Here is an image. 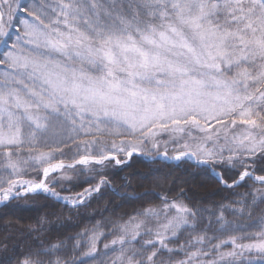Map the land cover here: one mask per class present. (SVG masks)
<instances>
[{
    "label": "snow or ice",
    "instance_id": "1",
    "mask_svg": "<svg viewBox=\"0 0 264 264\" xmlns=\"http://www.w3.org/2000/svg\"><path fill=\"white\" fill-rule=\"evenodd\" d=\"M133 156L259 187L216 207L145 192L160 203L15 264H264V0H0V206L79 208Z\"/></svg>",
    "mask_w": 264,
    "mask_h": 264
},
{
    "label": "trees",
    "instance_id": "2",
    "mask_svg": "<svg viewBox=\"0 0 264 264\" xmlns=\"http://www.w3.org/2000/svg\"><path fill=\"white\" fill-rule=\"evenodd\" d=\"M63 158L70 161L72 154L69 153ZM103 175L111 181V186H101L100 192L94 193L91 199L79 208H71L43 194L30 197L26 203L20 201L8 207L1 206L0 245H7V248L0 247V264H15L16 258L22 252L30 247H37L39 241L47 245L50 240L64 239L71 246L72 241L68 238L86 228L93 227L98 221L107 223L120 219L126 220L145 203H160L155 195L136 198L145 192L166 193L172 198L184 200L189 204L216 207L220 203L239 199L234 192H250L252 187H259L254 181L247 180L234 190L225 189L220 186L210 170L196 167L193 163L177 165L160 159L149 161L140 156H133L127 166H110ZM237 176L236 171L225 173V179L229 182ZM86 178L87 174L81 180ZM96 183L97 180L88 179L87 183L82 182L71 186V193L81 192L84 187ZM56 188L57 191H61V186L57 185ZM181 189L186 195L180 194ZM62 194L70 193L62 192ZM261 208H264V205H261ZM260 214V208L254 211V216ZM226 215L232 219L230 214L226 213ZM32 228L40 230L32 231ZM107 230L105 228V231ZM112 238L108 237V240ZM115 255V252H108L107 257Z\"/></svg>",
    "mask_w": 264,
    "mask_h": 264
},
{
    "label": "rangeland",
    "instance_id": "3",
    "mask_svg": "<svg viewBox=\"0 0 264 264\" xmlns=\"http://www.w3.org/2000/svg\"><path fill=\"white\" fill-rule=\"evenodd\" d=\"M160 160H162V159H160ZM163 161V160H162ZM174 163V162H173ZM63 195H66V194H63ZM1 207V206H0Z\"/></svg>",
    "mask_w": 264,
    "mask_h": 264
}]
</instances>
